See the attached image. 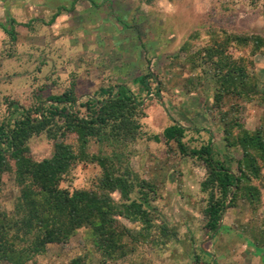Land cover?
<instances>
[{"label":"rangeland","instance_id":"1","mask_svg":"<svg viewBox=\"0 0 264 264\" xmlns=\"http://www.w3.org/2000/svg\"><path fill=\"white\" fill-rule=\"evenodd\" d=\"M1 2L6 11L0 22V125L20 118L21 110L48 107L51 97L72 90L73 112L88 119L87 104L101 99L102 89L114 86L136 94L146 116L132 143L92 138L86 151L113 157L116 177L130 171L129 198L120 192L113 198L121 204L143 202L151 228L144 231L141 222L115 217L126 232L129 253L124 259L107 258L84 228L68 242L49 244L45 254L28 264H264V169L263 180L252 182L257 197L243 193L232 204V193L213 232L206 213L213 188L203 187L209 168L191 154L210 143L214 158L240 176L243 151L228 146L225 129L238 119L248 132L264 133V53L249 55L235 47L213 57L207 53L219 30L264 38V0ZM57 12L61 14L52 22ZM224 57L246 67L247 81L256 88L250 101L226 92L217 103L216 75ZM145 76L148 89L139 82ZM17 108L19 113L14 112ZM174 124L186 130V155L164 137ZM56 143L77 147V138L69 131L56 139L44 132L29 141L32 156L37 161L52 158ZM103 172L95 163H76L60 187L71 193L98 191ZM146 192L148 200L143 199ZM19 197L15 174L4 173L0 210L13 214ZM140 234L141 243L131 242Z\"/></svg>","mask_w":264,"mask_h":264},{"label":"trees","instance_id":"2","mask_svg":"<svg viewBox=\"0 0 264 264\" xmlns=\"http://www.w3.org/2000/svg\"><path fill=\"white\" fill-rule=\"evenodd\" d=\"M60 14L57 12L52 22ZM214 33L217 35L212 36L213 41H210L211 46L207 49L211 57L222 55L230 47L244 50L249 55L264 53V38L260 36L220 30ZM218 65V104L226 92L245 97L249 101L253 99L256 88L252 82L247 81L249 75L245 66L229 57L221 58ZM148 76L139 81L144 89H148ZM100 96L101 99L87 104L86 109L90 115L88 119H81L73 112L76 96L72 90L51 97L52 104L48 107L42 104L23 111L17 108L14 112L19 113L21 110L20 118L13 122L11 118L0 125V184L4 173L13 172L20 190L14 213L0 210V262L28 264L37 256L45 254L49 244L68 242L77 231L84 228L89 229L96 245L107 258L124 259L129 253L125 243L126 232L115 217L141 222L144 231L151 228V220L143 202L133 200L130 204H121L113 198L116 192H120L124 199L129 198L133 190L127 179L130 171L127 169L116 177L111 163L113 157L101 158L86 151L92 138L101 143H132L140 134V119L146 117L140 107L142 101L126 86L102 89ZM32 113L37 116L34 118ZM236 128L240 129L237 135L234 132ZM62 131H69L76 136L77 147L56 143L52 158L37 161L32 156L29 141L44 132L56 139ZM185 131L181 125L174 124L166 130L164 136L168 142H175L183 155L187 154L183 142ZM225 141L229 147H239L243 151V158L239 161L240 176H236L230 168L214 158L210 143L191 152L192 156L203 159L209 168V178L203 187L206 191L213 188L206 210L208 227L213 232L219 227L230 195L234 194L232 204L243 193L249 192L256 198L253 191L257 192V188L252 182L263 180L264 133L261 130L248 132L237 119L230 128L225 129ZM79 162L95 163L104 171L98 191L71 193L60 187L64 175ZM143 199H149V192L143 194ZM132 239L133 243H141L144 236L133 235ZM74 264L82 263L76 260Z\"/></svg>","mask_w":264,"mask_h":264},{"label":"crops","instance_id":"3","mask_svg":"<svg viewBox=\"0 0 264 264\" xmlns=\"http://www.w3.org/2000/svg\"><path fill=\"white\" fill-rule=\"evenodd\" d=\"M2 1V0H1ZM10 3H13L14 1H9ZM18 5V4H17ZM4 6H6V4H4L3 2L0 3V22L4 20ZM15 6V5H14ZM11 7V5H10ZM14 8V7H13ZM12 9V8H11ZM6 11V10H5ZM12 20V17L11 19H9V22ZM8 22V23H9ZM25 26V25H24Z\"/></svg>","mask_w":264,"mask_h":264}]
</instances>
